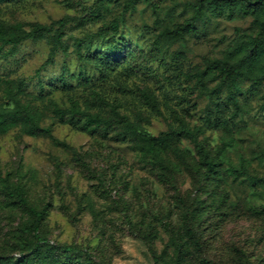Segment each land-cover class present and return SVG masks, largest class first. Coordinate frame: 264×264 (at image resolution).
<instances>
[{
	"label": "rangeland",
	"instance_id": "1",
	"mask_svg": "<svg viewBox=\"0 0 264 264\" xmlns=\"http://www.w3.org/2000/svg\"><path fill=\"white\" fill-rule=\"evenodd\" d=\"M152 1L129 9L124 0H0V264H264V86L241 96L236 116L225 110L227 128L200 135L216 150L227 145L221 180L205 177L190 139L170 140L169 164L156 166L136 143L91 134L54 112V103L95 112L115 100L153 135L203 124L209 97L185 75L220 56L239 29H254V17L226 9L199 35L171 37L173 23L192 14L185 4L201 0ZM62 73L91 80L74 76L66 90ZM10 89L50 134H30L8 115ZM18 184L46 210L39 237L36 216L13 194Z\"/></svg>",
	"mask_w": 264,
	"mask_h": 264
},
{
	"label": "trees",
	"instance_id": "2",
	"mask_svg": "<svg viewBox=\"0 0 264 264\" xmlns=\"http://www.w3.org/2000/svg\"><path fill=\"white\" fill-rule=\"evenodd\" d=\"M138 1L140 0H124V4L129 9H134ZM146 1L153 2L152 0ZM254 4H257V7L252 8L251 6ZM188 8L192 11L191 16L185 22L177 20L173 23L169 33L171 37L186 38L189 35H199L213 14H221L226 9L231 14L235 9H238L243 13L252 14L254 17V29L250 31L239 29L236 36L221 50L220 56L204 58L202 67L185 75L188 81H195L194 88L198 89L202 96L207 95L209 97V102L204 110L203 124L191 126L187 122L161 135H153L144 129H140L138 123L124 113L120 103L115 100L107 101L106 106L103 105L95 112L81 109L77 105L62 107L54 103V112L58 121L69 123L91 134H98L103 138H112L118 142L136 143L138 150L143 153L142 161L156 166H163L165 162H169L165 155L169 152L170 140L190 139L197 149V153L191 149H188V152L195 161L199 162V165L205 168V177L221 180L227 175L228 166L226 167L224 162V151L227 145L224 144L216 150L208 146L200 135L207 128H227L225 110L232 106L234 108L233 116H236L242 108L241 96L256 94L264 86V16L262 14L264 12V0H252L251 4L239 3L237 0L232 2H223L222 0L189 1L183 7V12H186ZM154 9L158 13L159 6L154 5ZM1 40L3 43H10L14 46L19 42L17 37L2 36ZM54 40L58 41L59 38L54 37ZM156 42L160 45L159 40ZM81 57L85 61L89 60V56L85 54H82ZM74 76L78 81L82 79L91 80V77L85 73H77V75L76 73H62L60 81L63 89L74 88L70 81ZM212 82H216V86L210 89L209 84ZM246 83H248L247 87H245ZM25 84L24 80L20 81L19 88L22 89ZM37 86L43 93L44 82L39 79ZM9 92L5 107L9 116L17 121L27 122L29 124L27 130L30 134L48 135L52 132L51 127L40 125L38 118L29 108L22 109L21 101L12 94V89ZM146 97L150 98L147 93ZM1 116L0 122H4L5 117ZM230 166L234 167L235 165L231 162ZM234 171L237 173L247 172V167L242 163L239 169L234 167ZM13 194L18 197L21 204L27 206L36 216V222L31 229L34 235L39 237L40 224L45 217L46 210L30 205L20 184L16 186ZM160 264L176 263L163 260Z\"/></svg>",
	"mask_w": 264,
	"mask_h": 264
}]
</instances>
